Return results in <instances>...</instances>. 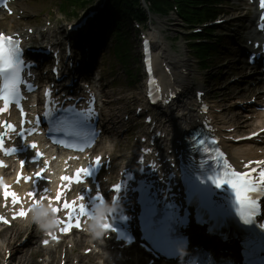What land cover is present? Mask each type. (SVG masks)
Returning a JSON list of instances; mask_svg holds the SVG:
<instances>
[{
  "label": "rangeland",
  "instance_id": "374dc122",
  "mask_svg": "<svg viewBox=\"0 0 264 264\" xmlns=\"http://www.w3.org/2000/svg\"><path fill=\"white\" fill-rule=\"evenodd\" d=\"M100 2H102V0L96 1L97 5L100 4ZM30 8V5H29ZM47 12L49 13L48 16H46L47 12L45 14H43L41 16V19L39 20L40 22L37 24V21H34L35 26L37 27V29L41 30V29H45V27H49L48 26V21H51V26L50 27H55V29L58 28H62L65 26L66 24V20L65 18L59 13L58 8L55 7L54 4H50V3H46L45 6ZM45 8H37L34 11H45ZM31 9V8H30ZM231 11V10H228ZM164 23L166 21V24L169 25L172 24L173 22L171 20V17H165L162 18ZM31 25H27V27H29ZM167 27V26H166ZM170 28V26H169ZM131 29V27H130ZM129 28H127L125 26L124 29V37L125 38H129V43L132 47L131 50V73L135 76V78H131L130 75L127 73L128 69H129V57H121L120 59L118 57H114L113 55H110L107 53V56L105 57V59L103 60L102 64H101V70H102V76L104 79V86L106 89H108V91L111 89V93L114 94L115 99H120L121 105H119L120 108H124L127 111L130 109V107L133 105V103H135L134 101H137L140 97V92L142 91L141 89V82H142V73H141V62L138 61V55H139V48H138V44L134 41V37H133V32L130 30ZM172 32L169 33L167 35L171 36L173 35L174 38V42H175V46L174 48H176V51L179 52L181 50H179L177 48V45H180L183 42L182 38H178L179 36H183L180 33L182 32V28L179 26H173L171 27ZM228 50H230L229 46H227ZM175 51V52H176ZM124 55V53L121 54V56ZM222 55V57H221ZM221 55L219 57H216V59L213 60L212 66L213 67H220L222 66L223 60L228 57V53L227 51H225L224 49L221 50ZM123 60V61H121ZM123 62V63H122ZM194 64L195 62L192 61ZM197 63V62H196ZM196 68H197V72H198V80L201 81L204 86L209 89L211 91V89L213 90V92H217L219 87L222 86H227L230 85L228 83L227 79H223L221 78L222 75L227 74V73H231L233 71V64H229L227 67L223 66L221 68V74L219 75V83L217 82H213L211 81V77L213 75V72H215L216 70H218L219 68H213V69H209V70H202L198 64H196ZM211 66V64H210ZM114 68V69H113ZM211 68V67H210ZM115 81V82H114ZM212 92V91H211ZM125 142L124 140L121 141ZM128 145V144H127ZM4 238V236H3ZM20 241V239H19ZM1 245V244H0ZM3 256L4 253L2 252V250H0V264H3ZM27 260V257H26ZM26 264H37L35 261H29Z\"/></svg>",
  "mask_w": 264,
  "mask_h": 264
},
{
  "label": "snow or ice",
  "instance_id": "6c2138e0",
  "mask_svg": "<svg viewBox=\"0 0 264 264\" xmlns=\"http://www.w3.org/2000/svg\"><path fill=\"white\" fill-rule=\"evenodd\" d=\"M23 67H24V61L22 59L21 50L17 46L16 41L11 36L0 35V76H3L4 78L3 88L0 89V100H3L5 104L4 109L0 111L7 110L9 105L12 103L13 99L16 97L18 93L19 84L21 83L20 71ZM81 115H87V113H81ZM12 130L15 131V126H12ZM32 147L36 148L37 145L33 144ZM0 150L7 151L4 145V139L2 134H0ZM78 150H82V149H78ZM12 151L14 152L15 149H13ZM96 163L97 165H99L100 160L97 159ZM256 163H260L262 166H264V161H258ZM82 174L89 176L91 175V170L80 169L76 173L75 180H73L71 177L68 176L63 177L62 179H64L65 181H69L70 183L73 182L81 183ZM40 175H42V173ZM259 176H260L259 182L262 185H264V171H260ZM21 178H23V174H21ZM216 182L219 185H223L225 183L231 185V187L236 191V195L239 203L249 211L254 212V205L253 203L250 202V198H249V194L251 192L256 191V186H255L256 182L253 179L252 172H247L245 174L231 172L230 175H225L223 179H217ZM115 190L119 191L120 190L119 186H117ZM29 195L35 197L36 193L35 192L29 193ZM4 196L6 199L11 197L14 203L19 202L16 193L9 191L7 186H5ZM62 197H63V191L57 195L56 199L59 201L62 199ZM45 199H47V197H45ZM83 199L84 197L82 196L81 200ZM63 207L65 210H68L70 213L68 217L69 221L73 219L78 220L80 216H88L90 214L89 209H87L83 203L80 204L79 207H77L75 201L71 203L65 201ZM52 211L55 213V212H59L60 209L53 208ZM26 215L27 212L23 210L19 213V216L21 217H25ZM241 215H243V213H241ZM244 221L250 223L252 221L251 216L245 217ZM70 226L71 225L66 226V229L67 227ZM75 226L79 227V224ZM104 227L111 228V225H104Z\"/></svg>",
  "mask_w": 264,
  "mask_h": 264
},
{
  "label": "bare ground",
  "instance_id": "6f19581e",
  "mask_svg": "<svg viewBox=\"0 0 264 264\" xmlns=\"http://www.w3.org/2000/svg\"><path fill=\"white\" fill-rule=\"evenodd\" d=\"M39 33L42 36L43 35L44 36L46 35L45 32H41L40 31ZM36 35H37L36 38L39 39L38 36H40V35L39 34H36ZM42 36H40V37H42ZM28 42H29V44H31V43H37V41L34 40L33 38H31ZM161 45H162V48H161L162 49V52L165 51V53H167L165 55L167 59H169V60L171 59L174 65L181 64V68H184L186 71L189 70V67H191L192 64L190 63V61H188V59L183 58L182 56H179L177 54L172 53L170 47L168 45H166V43H165L164 40L161 41ZM161 59L163 60V57H161ZM174 70H176V69H174ZM173 78H175V83H173V86H175L176 88H180L181 90H183V92L185 93V95H189V93L191 92L190 84H192V80H191L192 76L188 79V76H179L177 74H174ZM170 84H171V82H170ZM244 92L246 94L247 93L250 94L251 92H254V90L247 88V89L244 90ZM254 95H255V93H254ZM257 97L258 98H261L259 95H257ZM174 111L175 110H173L171 113H168V114H173L174 115V113H175ZM165 112H170V110L168 109ZM177 114H179L181 116L184 115L183 113H177ZM178 119H180L179 116H176L175 115L173 118H171V123L172 122H174V123L178 122ZM262 120H264V114L263 113H261V114H259L257 116V121H261L260 123L261 124H264V121H262ZM257 127L259 128L260 126H257ZM240 154L242 155L241 156L242 159H245L246 160V163L249 162V161H252L254 159H258L259 158V154L256 153V150H252L251 148H248V147L245 148V149H240ZM22 233H24V232L23 231H20V232L18 231L15 234V236L12 239V242H11L12 245H13V242L16 241L22 235ZM14 251L16 253H18V254L20 253L23 256L22 250L14 249ZM20 264H22V263L20 262ZM67 264H71L70 260H68ZM141 264H144V262H142Z\"/></svg>",
  "mask_w": 264,
  "mask_h": 264
},
{
  "label": "clouds",
  "instance_id": "9594fccd",
  "mask_svg": "<svg viewBox=\"0 0 264 264\" xmlns=\"http://www.w3.org/2000/svg\"><path fill=\"white\" fill-rule=\"evenodd\" d=\"M118 206L115 202L111 204L105 202L100 205L94 213L92 219L86 226V230L93 236H99L104 228L106 216L116 212ZM30 218L37 228L42 232H50L59 227V218L47 205L41 204L33 206Z\"/></svg>",
  "mask_w": 264,
  "mask_h": 264
}]
</instances>
